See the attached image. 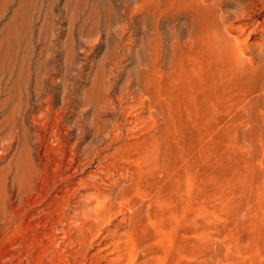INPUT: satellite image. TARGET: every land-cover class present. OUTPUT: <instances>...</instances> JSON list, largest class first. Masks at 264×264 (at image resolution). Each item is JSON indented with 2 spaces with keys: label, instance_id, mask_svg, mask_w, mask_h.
Here are the masks:
<instances>
[{
  "label": "rangeland",
  "instance_id": "obj_1",
  "mask_svg": "<svg viewBox=\"0 0 264 264\" xmlns=\"http://www.w3.org/2000/svg\"><path fill=\"white\" fill-rule=\"evenodd\" d=\"M0 264H264V0H0Z\"/></svg>",
  "mask_w": 264,
  "mask_h": 264
},
{
  "label": "bare ground",
  "instance_id": "obj_2",
  "mask_svg": "<svg viewBox=\"0 0 264 264\" xmlns=\"http://www.w3.org/2000/svg\"><path fill=\"white\" fill-rule=\"evenodd\" d=\"M193 24V23H192ZM120 28V27H119ZM196 32L197 31H195V29L192 27L189 31H188V35L186 36V37H188V44H180V42H179V48H180V51L182 52V60H184V59H188L189 57H190V51H193L195 48H196V46H197V37H198V35L196 34ZM199 38V37H198ZM185 40V39H184ZM200 40H202L201 38H200ZM207 41V40H206ZM205 42V41H204ZM209 42H211V41H209ZM216 41H213L212 43H213V45L214 44H216L217 46H218V43H215ZM200 42H198V44H199ZM222 43V42H221ZM177 44V43H176ZM203 44H205V43H203ZM210 44V43H209ZM208 46H210V45H208ZM208 46H207V49H209L208 48ZM222 46H224V48L226 47L225 45H223L222 44ZM178 47V46H177ZM200 47V46H199ZM202 47H205V45L203 46L202 45ZM221 47V46H220ZM219 46H218V48H220ZM211 48V47H210ZM215 47H213V49L212 50H215L214 49ZM222 48V47H221ZM2 49V48H1ZM206 49V48H205ZM206 49V50H207ZM227 49V48H226ZM172 50V49H171ZM196 50V49H195ZM202 50H204V48H202ZM223 50V49H222ZM197 51V50H196ZM195 51V52H196ZM208 51V50H207ZM224 51V50H223ZM201 53H205V51H201ZM199 54V53H198ZM205 54H207V52L205 53ZM208 54H210V53H208ZM172 55V54H171ZM206 56V55H205ZM206 57H208V56H206ZM213 57V56H212ZM204 59V58H203ZM207 59V58H206ZM205 59V60H206ZM211 59V58H210ZM213 59V58H212ZM212 61V60H211ZM211 61H209V62H211ZM53 62V61H52ZM198 64V63H197ZM193 65V64H192ZM65 67V66H64ZM72 69V68H71ZM50 78V77H49ZM10 85V84H9ZM65 96V95H64ZM49 99V98H48ZM52 99V98H51ZM52 101V100H51ZM67 111V110H66ZM54 116V115H53ZM48 117V116H47ZM63 119H65V118H63ZM87 120V119H86ZM14 121V120H13ZM61 122V121H60ZM18 128V127H17ZM59 130V129H58ZM85 131V130H84ZM18 136V135H17ZM20 136V135H19ZM40 136V135H39ZM53 136V135H52ZM86 136V135H85ZM40 137H42V136H40ZM42 138H44V137H42ZM58 139V138H57ZM46 140V139H45ZM62 141V140H61ZM65 142H66V140H65ZM17 143V142H16ZM106 143V142H105ZM47 144V143H46ZM38 145V144H37ZM41 146H42V144H41ZM36 147V146H35ZM114 147V146H113ZM24 148V147H23ZM13 149V148H12ZM48 149V148H47ZM98 149V148H97ZM25 150H26V148H25ZM77 150V149H76ZM6 151V150H5ZM51 151V150H50ZM62 151V150H61ZM64 151V150H63ZM40 152V151H39ZM43 152V151H42ZM62 154V153H61ZM104 155V154H103ZM61 156V155H60ZM34 157V156H33ZM36 157V156H35ZM40 157V156H39ZM65 157V156H64ZM50 158V157H49ZM21 159V158H20ZM34 160V159H33ZM67 160V159H66ZM23 161V160H22ZM55 161V160H54ZM61 161V160H60ZM31 164V163H30ZM40 164V163H39ZM38 165V164H37ZM54 165V164H53ZM77 165V164H76ZM48 166V165H47ZM72 166V165H71ZM13 167V166H12ZM11 167V168H12ZM16 167V166H15ZM14 167V168H15ZM21 167V166H20ZM19 167V168H20ZM36 167H38V166H35V168ZM112 167V166H111ZM114 167V166H113ZM79 168V167H78ZM102 168V167H101ZM38 169V168H37ZM45 169V168H44ZM80 169V168H79ZM23 170V169H22ZM13 171H15V170H13ZM37 171V170H36ZM42 171V170H41ZM71 171V170H70ZM4 172V171H3ZM46 172V171H45ZM18 173V172H17ZM21 173V172H20ZM47 173V172H46ZM5 174V173H4ZM23 174V173H22ZM53 174V173H52ZM61 174V173H60ZM33 175V174H32ZM47 175H48V173H47ZM42 176V175H41ZM61 176V175H60ZM76 176V175H75ZM23 177V176H22ZM30 178V177H29ZM38 178V177H37ZM66 178V177H65ZM22 179V178H21ZM27 180H29V179H27ZM31 180V179H30ZM37 181V180H36ZM63 184V183H62ZM30 185H31V183H30ZM39 186V185H38ZM63 186V185H62ZM90 187V186H89ZM37 190V189H36ZM76 192V191H75ZM22 195V194H21ZM67 195V194H66ZM93 198V197H92ZM115 198V197H114ZM3 199V198H2ZM96 199V198H95ZM3 201V200H2ZM35 203V202H34ZM54 203V202H53ZM3 204V203H2ZM2 207V206H1ZM4 207V206H3ZM2 207V208H3ZM93 208V207H92ZM24 209V208H23ZM64 209V208H63ZM47 215V214H46ZM68 218V217H67ZM14 219V218H13ZM23 219V218H22ZM53 221V220H52ZM62 222V221H61ZM17 223V222H16ZM66 223V222H65ZM66 226V225H65ZM64 227V226H63ZM60 229V228H59ZM65 229V228H64ZM6 230V229H5ZM8 231V230H7ZM6 233V232H5ZM65 240V239H64ZM59 249V248H58ZM68 252V251H67ZM86 256V255H85ZM86 258V257H85ZM82 261V260H81Z\"/></svg>",
  "mask_w": 264,
  "mask_h": 264
}]
</instances>
